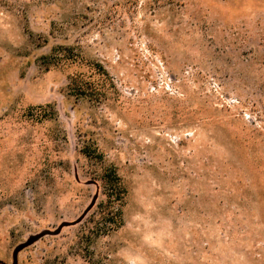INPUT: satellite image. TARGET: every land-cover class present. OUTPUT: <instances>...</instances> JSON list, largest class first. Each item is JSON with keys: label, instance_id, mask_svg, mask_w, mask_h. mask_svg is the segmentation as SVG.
Here are the masks:
<instances>
[{"label": "rangeland", "instance_id": "rangeland-1", "mask_svg": "<svg viewBox=\"0 0 264 264\" xmlns=\"http://www.w3.org/2000/svg\"><path fill=\"white\" fill-rule=\"evenodd\" d=\"M0 264H264V0H0Z\"/></svg>", "mask_w": 264, "mask_h": 264}, {"label": "trees", "instance_id": "trees-1", "mask_svg": "<svg viewBox=\"0 0 264 264\" xmlns=\"http://www.w3.org/2000/svg\"><path fill=\"white\" fill-rule=\"evenodd\" d=\"M81 86L82 83L80 84V88ZM85 148V153L88 157L101 155L95 148L94 150H89V146ZM103 180L107 199L100 204V214L104 222V228L112 229V227L119 226L123 222L122 202L126 188L119 173L113 166L105 169Z\"/></svg>", "mask_w": 264, "mask_h": 264}]
</instances>
